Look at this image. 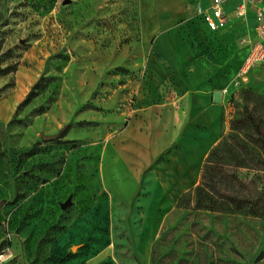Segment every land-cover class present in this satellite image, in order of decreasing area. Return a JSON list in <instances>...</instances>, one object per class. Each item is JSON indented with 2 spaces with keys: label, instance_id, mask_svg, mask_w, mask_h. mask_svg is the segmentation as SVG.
<instances>
[{
  "label": "rangeland",
  "instance_id": "rangeland-1",
  "mask_svg": "<svg viewBox=\"0 0 264 264\" xmlns=\"http://www.w3.org/2000/svg\"><path fill=\"white\" fill-rule=\"evenodd\" d=\"M208 8L0 0V264H264V95L235 79L254 26L212 32ZM205 91L224 106L213 148L234 151L212 190L181 148L182 98Z\"/></svg>",
  "mask_w": 264,
  "mask_h": 264
},
{
  "label": "crops",
  "instance_id": "crops-1",
  "mask_svg": "<svg viewBox=\"0 0 264 264\" xmlns=\"http://www.w3.org/2000/svg\"><path fill=\"white\" fill-rule=\"evenodd\" d=\"M204 1L206 2L207 0ZM212 2L213 0H208L209 8ZM236 6L238 7L234 11H230V8ZM257 7V5H252L249 0H225L222 5L226 24L225 27L219 30V32L228 29V27L230 26L229 24L237 23L241 19H249L250 25L254 26L252 29L253 31L250 35L246 53L244 54V59H241L237 70L247 57L251 45L257 38ZM241 8H244V13L242 16L238 15L237 13ZM229 15L232 18H230ZM229 18L232 20V22L230 23ZM255 74V89H257L258 93L264 95V64L255 70L252 75L251 81ZM201 95L202 96H199V94H195L194 92L191 95L189 94L188 96L182 98L184 104H186L187 107L186 111L181 113L187 120L190 121V124L183 133L181 148L183 149V151H189L191 149V151H193V153L195 154L189 162L192 168H198L199 166H201V164L208 157L211 149L217 143L219 139L217 134L219 135L223 117L224 106L223 102L220 101V93H215L214 96L213 93L211 94L205 91L201 93ZM195 137L198 138V140H195Z\"/></svg>",
  "mask_w": 264,
  "mask_h": 264
},
{
  "label": "built area",
  "instance_id": "built-area-1",
  "mask_svg": "<svg viewBox=\"0 0 264 264\" xmlns=\"http://www.w3.org/2000/svg\"><path fill=\"white\" fill-rule=\"evenodd\" d=\"M252 5H257V38L251 45L249 53L236 72L237 85L250 83L255 70L264 64V0H249ZM225 0H213L208 12L205 14L206 24L212 32H217L225 27L226 19L223 15L222 5ZM238 15L242 16L244 8L239 9Z\"/></svg>",
  "mask_w": 264,
  "mask_h": 264
},
{
  "label": "trees",
  "instance_id": "trees-1",
  "mask_svg": "<svg viewBox=\"0 0 264 264\" xmlns=\"http://www.w3.org/2000/svg\"><path fill=\"white\" fill-rule=\"evenodd\" d=\"M8 71V70H6ZM15 71V70H13ZM12 71V72H13ZM5 72V71H4ZM6 73V72H5ZM42 89V79L39 80L31 89V91L29 92V94L27 95L26 99L24 100V102H22L18 109H20L21 107L28 105L29 103H31L35 98H37L41 92ZM248 96L250 98L252 97H256L254 94H249V95H245V98L248 99ZM249 108L247 107V110L244 112V114L242 113V116H240L239 118L237 117L238 115H240L239 113H237L235 115V117L232 119L231 122V127L233 130H238V129H243L245 127H247L249 124L252 123L253 121V116H252V110H249ZM13 121L8 123L7 125H4L0 122V151L3 148V143H4V139L6 137V132L7 129L13 125ZM264 140V136L262 137ZM225 152H230L234 154V151L232 152V149L230 148V146L223 141L222 143H220L219 145H217L215 148H213L207 158L206 163L203 166V171H202V182L200 184V186L198 187V189L201 188H207V189H215L214 183L211 180V170L214 169L212 167L213 163H215V161H217L220 157L221 154L225 153Z\"/></svg>",
  "mask_w": 264,
  "mask_h": 264
},
{
  "label": "water",
  "instance_id": "water-1",
  "mask_svg": "<svg viewBox=\"0 0 264 264\" xmlns=\"http://www.w3.org/2000/svg\"><path fill=\"white\" fill-rule=\"evenodd\" d=\"M67 127H64L62 130H60L57 134L55 135H45L41 134V139L42 141L50 142V141H58L64 134L65 130ZM71 200H68L65 204L62 205L63 209H66L68 206L71 205Z\"/></svg>",
  "mask_w": 264,
  "mask_h": 264
}]
</instances>
